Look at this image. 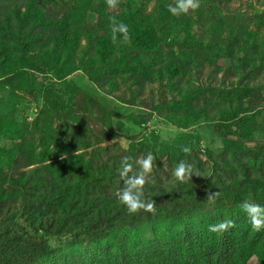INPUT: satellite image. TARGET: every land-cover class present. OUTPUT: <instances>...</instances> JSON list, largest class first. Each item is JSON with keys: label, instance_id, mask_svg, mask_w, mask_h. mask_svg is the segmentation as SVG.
Segmentation results:
<instances>
[{"label": "trees", "instance_id": "16d2710c", "mask_svg": "<svg viewBox=\"0 0 264 264\" xmlns=\"http://www.w3.org/2000/svg\"><path fill=\"white\" fill-rule=\"evenodd\" d=\"M199 3L0 0V264H264L240 207L264 206V0ZM151 121L170 134L141 133ZM149 152L155 212L129 214L121 161L135 173Z\"/></svg>", "mask_w": 264, "mask_h": 264}, {"label": "clouds", "instance_id": "9594fccd", "mask_svg": "<svg viewBox=\"0 0 264 264\" xmlns=\"http://www.w3.org/2000/svg\"><path fill=\"white\" fill-rule=\"evenodd\" d=\"M106 4L110 9H114L118 4V0H106ZM199 7V0H176L175 7L172 4L167 5L168 11L174 16H178L181 13L187 14L190 9L195 11ZM110 24L112 34L111 39L113 42L116 41L115 34L117 32L123 35L125 39L129 38V30L126 24L123 22H117L115 18H110ZM182 150L185 153L190 152L188 147H184ZM128 161V157H124L121 161L119 176L123 181L124 187L119 188L115 192V196L118 202L126 207L129 214L138 213L140 210L154 213V201L149 202L144 199V186L148 182V175L153 170L154 156L149 152L146 157L136 160L140 170L135 173H133V167L130 163H128ZM130 173L132 174L129 175ZM192 174V166L187 164L185 161H180L175 166L172 173L173 177L181 182L186 179H191ZM218 195L219 193L217 192L209 196V201L214 202V198ZM240 207L247 214L253 231L259 232L261 229H264V206L258 203L244 201ZM232 227H234V222L226 219L216 224L209 225V231L222 233Z\"/></svg>", "mask_w": 264, "mask_h": 264}, {"label": "rangeland", "instance_id": "374dc122", "mask_svg": "<svg viewBox=\"0 0 264 264\" xmlns=\"http://www.w3.org/2000/svg\"><path fill=\"white\" fill-rule=\"evenodd\" d=\"M21 107H22V105L19 104V108H21ZM33 108H34V105H32L30 110L27 112V113H29L27 115L28 120L30 119V116H32L31 115V110ZM34 110H36V109H34ZM122 127H123L122 131L117 129L119 131L120 135L122 136V137L119 138V141H120V143L123 146H126L127 142H128L127 135H131L133 133V131L137 130V129H134V128L130 127L126 123H123ZM147 128L148 129H146V130H141V133H143V132L147 133L150 130L157 129L161 133L162 136H168L170 134V129L168 127H166L165 125H163L162 123L157 122V121L149 122L147 124ZM194 132H197L201 136V138H202V143H201L202 147H208V148L216 150V149H218L221 146L220 140L211 131L210 125H202V126H200L198 128H195ZM51 241L53 243H55L54 239H52ZM253 264H259V263L258 262H254Z\"/></svg>", "mask_w": 264, "mask_h": 264}]
</instances>
